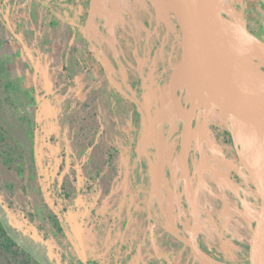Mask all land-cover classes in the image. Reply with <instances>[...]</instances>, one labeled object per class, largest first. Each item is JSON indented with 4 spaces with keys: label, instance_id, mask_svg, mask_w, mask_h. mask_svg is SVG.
<instances>
[{
    "label": "rangeland",
    "instance_id": "1",
    "mask_svg": "<svg viewBox=\"0 0 264 264\" xmlns=\"http://www.w3.org/2000/svg\"><path fill=\"white\" fill-rule=\"evenodd\" d=\"M45 1L0 0V224L13 241L9 251L0 245V264H80L49 203L98 264H209L201 245L240 260L259 202L234 154L232 122L185 82L173 9L98 0L93 16L90 0L77 27ZM67 1L84 12L85 0ZM241 2L224 0L230 21ZM246 3L247 25L264 38V0ZM237 54L264 68L248 50ZM236 139L264 168L263 128L240 123ZM133 153L148 162L151 192L186 245L151 224L131 184Z\"/></svg>",
    "mask_w": 264,
    "mask_h": 264
},
{
    "label": "water",
    "instance_id": "2",
    "mask_svg": "<svg viewBox=\"0 0 264 264\" xmlns=\"http://www.w3.org/2000/svg\"><path fill=\"white\" fill-rule=\"evenodd\" d=\"M223 4L224 0H195L194 5L187 7L186 0H177L172 8L181 34V66L185 82L195 95L211 103L232 122L229 135L234 154L248 173L252 196L259 202L258 216L245 238L246 264H264V187L256 173L248 167L236 139L240 123L257 125L264 130V100L220 80L210 62L207 52L209 37L216 31ZM200 12L204 14L203 22L192 32L190 19Z\"/></svg>",
    "mask_w": 264,
    "mask_h": 264
},
{
    "label": "trees",
    "instance_id": "3",
    "mask_svg": "<svg viewBox=\"0 0 264 264\" xmlns=\"http://www.w3.org/2000/svg\"><path fill=\"white\" fill-rule=\"evenodd\" d=\"M90 0H85L83 2L84 12L81 14H77L76 11H73L69 6V3L67 0H47L45 1V4L47 7H51L55 9L58 16H60L65 22L77 26V27H84V23L86 20V13L89 7ZM246 0H242V2L235 7L238 9L240 14V19L236 21L237 24H239L242 28L249 30L250 32L254 33L249 26L246 23ZM221 14L228 17L227 13H224L221 11ZM229 18V17H228ZM230 19V18H229ZM231 20V19H230ZM257 35L256 33H254ZM258 36V35H257ZM259 37V36H258ZM260 38V37H259ZM261 40H264V38H260ZM100 65L102 69L105 72H108L107 66L100 62ZM34 91H37L35 87H33ZM123 95L127 98L132 100L136 105L138 104L137 97H133L129 91H124ZM37 105L36 113L39 111ZM131 184L132 187L137 192L143 206L144 210L147 214V216L150 219L151 224L162 231H164L167 234H171L178 238L180 242L184 245H186V239L184 235H178L175 234L170 226L169 221L167 218V215L165 214L163 201L160 198V196L154 195L151 192V184L148 182L147 177L149 176L148 172V162L146 159L141 158L133 153L132 159H131ZM6 162V161H5ZM7 163V162H6ZM49 203V201H48ZM52 209L54 210V217H55V223L57 225L58 230H60L65 238L68 240L70 246L72 247L73 251L75 252L77 256V260L80 264H98L94 260H90L86 257L85 251L82 248V246L77 241V238L75 235L71 232L68 225L66 224L63 213L61 210L56 209L55 205L52 203H49ZM13 244L12 239L6 234V231L4 230V227L0 224V245L4 247L7 251H9L10 246ZM201 249L205 254H207L209 257L222 261V263L225 264H246V249L244 248V255L243 257L238 261H231L227 257L226 253L223 251V249L219 245H210L208 247L202 246ZM202 259V258H201ZM109 264H114L113 260L110 261Z\"/></svg>",
    "mask_w": 264,
    "mask_h": 264
},
{
    "label": "bare ground",
    "instance_id": "4",
    "mask_svg": "<svg viewBox=\"0 0 264 264\" xmlns=\"http://www.w3.org/2000/svg\"><path fill=\"white\" fill-rule=\"evenodd\" d=\"M165 1L168 3V7L173 9L172 4H174L177 0ZM186 1L188 3L187 7H191L195 4V0ZM98 7V0H91L90 11L93 16L97 9H99ZM203 17L204 14L202 12L191 17L190 29L192 32L196 31L200 27L203 22ZM238 48L248 50L255 57H257V59H259L264 66V42L255 34L242 28L236 22L230 21L228 17L221 14L219 16L216 31L210 35L207 46L208 56L215 72L222 76L227 83H230L233 86L241 87L242 89L258 94L264 98V86L254 82L245 81L240 76L241 73H246L247 75L255 74L260 76L264 81V68L260 66H248L240 63L238 61L237 54ZM186 114L187 112L185 111L184 115L186 116ZM246 159L248 160L247 163L249 164V167L251 165L254 166L255 173L264 187V168H259L257 167V164H255L257 161L255 153L254 156L249 158L247 155ZM252 162L253 164H251ZM219 262V260L213 258L208 261L209 264H219Z\"/></svg>",
    "mask_w": 264,
    "mask_h": 264
},
{
    "label": "flooded vegetation",
    "instance_id": "5",
    "mask_svg": "<svg viewBox=\"0 0 264 264\" xmlns=\"http://www.w3.org/2000/svg\"><path fill=\"white\" fill-rule=\"evenodd\" d=\"M231 144H232V141H231ZM232 147H233V144H232ZM234 149V148H233Z\"/></svg>",
    "mask_w": 264,
    "mask_h": 264
}]
</instances>
